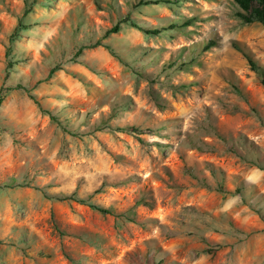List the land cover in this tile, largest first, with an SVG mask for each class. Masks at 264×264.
Returning a JSON list of instances; mask_svg holds the SVG:
<instances>
[{
	"label": "rangeland",
	"instance_id": "rangeland-1",
	"mask_svg": "<svg viewBox=\"0 0 264 264\" xmlns=\"http://www.w3.org/2000/svg\"><path fill=\"white\" fill-rule=\"evenodd\" d=\"M234 12L0 0V264H264V84L233 47L264 68V27ZM128 16L161 33L105 38Z\"/></svg>",
	"mask_w": 264,
	"mask_h": 264
},
{
	"label": "trees",
	"instance_id": "trees-1",
	"mask_svg": "<svg viewBox=\"0 0 264 264\" xmlns=\"http://www.w3.org/2000/svg\"><path fill=\"white\" fill-rule=\"evenodd\" d=\"M26 5L28 6V0H24ZM168 2V1H167ZM232 3L235 8L234 15L235 17L243 24V25H251V24H260L264 27V0H232ZM30 13V8L26 9L24 16L28 15ZM123 24H129L134 28L142 30L145 34L148 35H158L161 33V29H145L139 26L135 20H133L130 16L124 18L121 22H119L117 25H115L113 28L109 29L106 34L105 38L118 34ZM22 28V27H21ZM101 45V44H97ZM108 47V46H105ZM233 47L237 51L241 52L244 57L247 59L248 64L250 68L256 72L258 75H260L263 78V84H264V68L261 66L254 58L253 56L246 50L245 47L241 46L237 42H233ZM17 89H22L26 91L27 93H30V90L24 86H17ZM32 99H35L34 96H31ZM1 104V102H0ZM209 171L211 175L214 178H217L218 176L222 177V173L217 172L213 167L209 166ZM192 177H194V174H191ZM196 180H199L198 178H195ZM203 182V185L211 189L210 184L204 179L201 180ZM217 189L219 192H225L222 184H217ZM230 193V192H229ZM236 193L243 194L244 190L242 188H237ZM95 210L103 213V214H111L110 210L104 209L98 206H91Z\"/></svg>",
	"mask_w": 264,
	"mask_h": 264
}]
</instances>
